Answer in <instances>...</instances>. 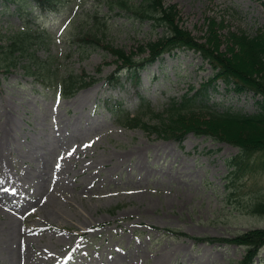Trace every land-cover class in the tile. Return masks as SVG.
<instances>
[{
  "label": "rangeland",
  "instance_id": "obj_1",
  "mask_svg": "<svg viewBox=\"0 0 264 264\" xmlns=\"http://www.w3.org/2000/svg\"><path fill=\"white\" fill-rule=\"evenodd\" d=\"M54 2L51 11L27 4L21 13L17 0H0V44L26 25L45 30L46 40L32 47L42 65L96 80L57 98L24 74L27 57L8 70L2 59L0 264H243L245 247L195 237L264 227V215L253 210L264 198V152L246 154L193 131L161 138L125 127L112 109L119 102L134 113L144 98L161 110L196 93L218 110L254 113L262 97L215 79L212 64L191 48L164 53L137 83L122 70L109 84L121 62L76 40L93 27L89 15L107 19L100 36L129 53L166 29L111 10L107 0ZM165 2L176 5L180 25L197 41L206 40L213 20L222 40L229 29L255 33L264 25V0ZM252 264H264V246Z\"/></svg>",
  "mask_w": 264,
  "mask_h": 264
},
{
  "label": "trees",
  "instance_id": "obj_2",
  "mask_svg": "<svg viewBox=\"0 0 264 264\" xmlns=\"http://www.w3.org/2000/svg\"><path fill=\"white\" fill-rule=\"evenodd\" d=\"M107 3L111 10L116 9L142 23L150 22L154 28L162 26L167 31L157 39L139 44L137 51L129 53L122 47L104 42L100 36V33L104 36V28H108L107 19L100 17L96 11L89 15L92 22H88L93 27L80 31L76 40L80 45L102 47L106 52L115 55L117 62H121L108 76L110 84L118 83V74L122 70H127L132 82L137 83L140 71L165 52L191 48L212 64L215 79L222 78L228 83H234L235 90L254 91L262 97L259 101L261 109L254 113L218 110L198 101L196 93L172 99L161 110H156L144 98H140L138 109L134 113L121 108L117 102L112 111L122 125L129 128L139 127L147 133H156L158 137L176 140H182L187 132L193 131L234 144L246 154L264 152V25L258 27L255 33L229 29L222 40L217 34L219 27L213 20L212 25L208 22L206 40L197 41L180 25L178 9L173 3L167 4L165 0H107ZM27 4L32 8L38 6L42 10L51 11L55 8L54 0H17L16 9L22 13L27 10ZM26 27L27 25L7 37V45L0 44V66L4 65L2 59H6L8 70L11 65L18 64L21 58L27 57L28 62L23 65L24 74L39 81L42 87L54 90L59 97H70L95 82L96 79L88 81L84 76L72 73L62 76L49 66L42 65L36 48L32 47L38 40H46V36L41 34L45 30ZM224 41L226 45L222 48ZM144 53L147 54L142 56ZM234 162L236 161L232 160L233 164ZM253 210L264 215V198L254 205ZM195 239L241 245L246 250L242 263L251 264L264 246V227L253 228L231 238L206 236Z\"/></svg>",
  "mask_w": 264,
  "mask_h": 264
}]
</instances>
